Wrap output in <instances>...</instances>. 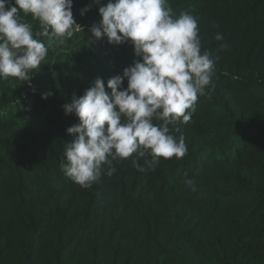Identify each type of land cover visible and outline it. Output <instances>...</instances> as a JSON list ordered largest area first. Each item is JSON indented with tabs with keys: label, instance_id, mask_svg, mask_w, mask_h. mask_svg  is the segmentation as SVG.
I'll use <instances>...</instances> for the list:
<instances>
[{
	"label": "trees",
	"instance_id": "16d2710c",
	"mask_svg": "<svg viewBox=\"0 0 264 264\" xmlns=\"http://www.w3.org/2000/svg\"><path fill=\"white\" fill-rule=\"evenodd\" d=\"M168 4L196 16L216 68L190 121L170 126L183 158L144 172L118 159L89 188L61 171L78 122L63 106L134 59L131 44L91 38L92 0H73L83 31L50 49L30 82L0 80V264H264V0Z\"/></svg>",
	"mask_w": 264,
	"mask_h": 264
},
{
	"label": "clouds",
	"instance_id": "9594fccd",
	"mask_svg": "<svg viewBox=\"0 0 264 264\" xmlns=\"http://www.w3.org/2000/svg\"><path fill=\"white\" fill-rule=\"evenodd\" d=\"M92 3L101 5V0ZM72 6L73 0H0V80L30 82L50 49L83 31ZM20 13L38 22L35 34ZM98 15L99 22L89 29L91 38L131 44L134 59L121 74L106 83L96 78L83 95L73 94L63 106L78 122L66 129L72 140L64 144L60 168L82 188L91 187L102 174L111 176L118 159L133 157V166L144 172L161 159L183 158L187 145L183 136L170 134V126L190 121L216 72L213 53L201 51L196 16L185 11L176 15L168 0H108L98 7ZM214 39L221 42L219 49L227 47L222 34ZM145 157L150 159L141 166L138 161ZM185 183L196 191L190 179Z\"/></svg>",
	"mask_w": 264,
	"mask_h": 264
}]
</instances>
